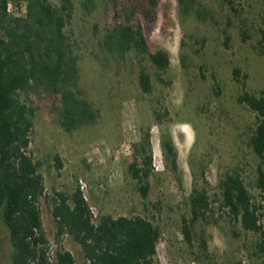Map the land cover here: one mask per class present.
<instances>
[{
    "label": "rangeland",
    "instance_id": "374dc122",
    "mask_svg": "<svg viewBox=\"0 0 264 264\" xmlns=\"http://www.w3.org/2000/svg\"><path fill=\"white\" fill-rule=\"evenodd\" d=\"M47 1L58 6V0ZM71 2L64 31L74 40L77 88L96 108L95 121L66 132L56 121L57 96L30 91L19 96L32 109L27 152L42 177L38 209L48 245L56 244L48 198L77 188L93 222L105 215L139 216L157 226L152 264H258V235L228 219L220 207L219 183L225 173L237 172L264 232V191L255 187L256 169H264V163L249 145L255 116L237 102L244 92L264 93L259 47L264 0H231L230 5L192 0L186 12L177 0H158L150 20L137 12L134 19L148 50H162L168 57L161 81L147 60L138 61L133 53L119 60L99 45L105 30L120 20L115 12L125 0ZM8 8L15 16L24 13L23 6ZM140 69L150 76L148 93L138 86ZM145 135L151 172L141 198L126 166L133 145ZM162 136L174 147V170L162 155ZM196 193L205 197L207 209L189 226L187 243L182 227L190 216L189 196ZM59 245L71 253L74 264H85L79 246L66 234ZM10 252L0 217V264H9Z\"/></svg>",
    "mask_w": 264,
    "mask_h": 264
},
{
    "label": "trees",
    "instance_id": "16d2710c",
    "mask_svg": "<svg viewBox=\"0 0 264 264\" xmlns=\"http://www.w3.org/2000/svg\"><path fill=\"white\" fill-rule=\"evenodd\" d=\"M158 0H125L119 21L108 27L99 45L109 55L122 60L133 53L138 61L147 60L156 69V79L168 66L162 50L149 51L141 25L134 19L140 13L150 20ZM186 12L192 0H177ZM227 5L231 0H222ZM23 6L22 16L7 11V5ZM86 4H84V7ZM71 0H58V6L47 0H0V217L7 232L11 252L9 264H74L68 250L59 245L66 234L80 248L85 264H152L158 239L157 226L145 218L134 216H100L93 222L80 191L70 195L53 192L48 198L50 214L55 223V247L48 260V242L44 236L38 203L44 196L42 177L37 163L27 152L32 109L19 101L20 94L32 92L57 96L56 121L66 132L92 124L97 110L77 88L78 71L73 53L74 40L64 31L72 14ZM227 40V38H225ZM264 53V38L259 42ZM143 93L151 89L150 76L143 69L137 75ZM254 113V128L249 136L253 153L264 163V93L257 96L242 93L237 98ZM166 113L165 111H163ZM160 121L158 113H154ZM160 149L171 169H175V150L171 141L162 136ZM133 158L126 166L137 183L139 196L144 198L147 178L151 172L148 137L133 145ZM57 162V158L54 157ZM60 165L57 163L56 168ZM255 187L264 191V169H256ZM220 207L228 219L243 231L258 235L254 244L258 264H264V232L258 222L256 207L236 171L225 173L219 183ZM207 209L205 197L190 194V216L182 227L187 243L189 226ZM201 246L204 245L201 240Z\"/></svg>",
    "mask_w": 264,
    "mask_h": 264
},
{
    "label": "built area",
    "instance_id": "2783aa9c",
    "mask_svg": "<svg viewBox=\"0 0 264 264\" xmlns=\"http://www.w3.org/2000/svg\"><path fill=\"white\" fill-rule=\"evenodd\" d=\"M9 4L7 5V11L9 10ZM55 247V246H54ZM53 249L54 248H52V247H50L49 245H48V251H47V256H48V260H50L51 259V257H52V251H53ZM71 254V253H70Z\"/></svg>",
    "mask_w": 264,
    "mask_h": 264
}]
</instances>
